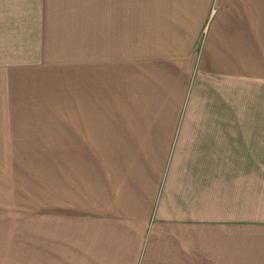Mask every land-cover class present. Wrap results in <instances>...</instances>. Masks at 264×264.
<instances>
[{"label": "crops", "instance_id": "crops-1", "mask_svg": "<svg viewBox=\"0 0 264 264\" xmlns=\"http://www.w3.org/2000/svg\"><path fill=\"white\" fill-rule=\"evenodd\" d=\"M62 2L0 0L1 71L45 63ZM221 6L200 50L161 20L136 108L126 65L125 115L108 114L126 120L98 129L78 177L77 264H264V7Z\"/></svg>", "mask_w": 264, "mask_h": 264}, {"label": "rangeland", "instance_id": "rangeland-1", "mask_svg": "<svg viewBox=\"0 0 264 264\" xmlns=\"http://www.w3.org/2000/svg\"><path fill=\"white\" fill-rule=\"evenodd\" d=\"M74 1L52 5L44 64L0 70V264H77L71 239L85 209L78 177L93 173L98 129L126 120L108 114L125 115L117 111L126 109L127 64L134 108L140 101L143 69L161 59V20L164 35L187 36L176 45L188 47L197 34L200 50L221 5L264 7V0Z\"/></svg>", "mask_w": 264, "mask_h": 264}]
</instances>
